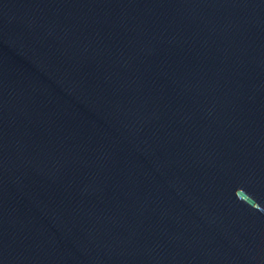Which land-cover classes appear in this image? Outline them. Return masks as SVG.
I'll list each match as a JSON object with an SVG mask.
<instances>
[{"label": "water", "instance_id": "95a60500", "mask_svg": "<svg viewBox=\"0 0 264 264\" xmlns=\"http://www.w3.org/2000/svg\"><path fill=\"white\" fill-rule=\"evenodd\" d=\"M0 264H264V0H0Z\"/></svg>", "mask_w": 264, "mask_h": 264}]
</instances>
